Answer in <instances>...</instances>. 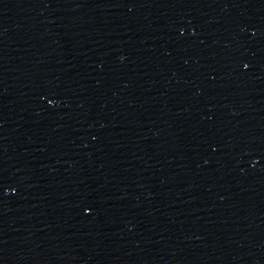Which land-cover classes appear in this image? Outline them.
<instances>
[{
	"label": "water",
	"instance_id": "1",
	"mask_svg": "<svg viewBox=\"0 0 264 264\" xmlns=\"http://www.w3.org/2000/svg\"><path fill=\"white\" fill-rule=\"evenodd\" d=\"M0 264H264V0H0Z\"/></svg>",
	"mask_w": 264,
	"mask_h": 264
}]
</instances>
